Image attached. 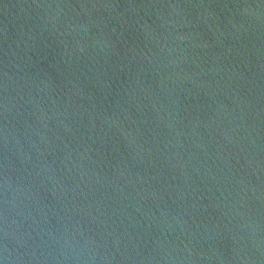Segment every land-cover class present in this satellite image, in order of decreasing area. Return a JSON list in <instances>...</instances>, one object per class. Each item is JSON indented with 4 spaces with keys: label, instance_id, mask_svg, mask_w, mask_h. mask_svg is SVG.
Listing matches in <instances>:
<instances>
[{
    "label": "water",
    "instance_id": "1",
    "mask_svg": "<svg viewBox=\"0 0 264 264\" xmlns=\"http://www.w3.org/2000/svg\"><path fill=\"white\" fill-rule=\"evenodd\" d=\"M0 70L46 264H264V0H0Z\"/></svg>",
    "mask_w": 264,
    "mask_h": 264
}]
</instances>
